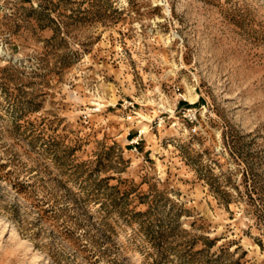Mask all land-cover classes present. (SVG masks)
Masks as SVG:
<instances>
[{
  "label": "rangeland",
  "instance_id": "374dc122",
  "mask_svg": "<svg viewBox=\"0 0 264 264\" xmlns=\"http://www.w3.org/2000/svg\"><path fill=\"white\" fill-rule=\"evenodd\" d=\"M0 264H264V0H0Z\"/></svg>",
  "mask_w": 264,
  "mask_h": 264
},
{
  "label": "bare ground",
  "instance_id": "6f19581e",
  "mask_svg": "<svg viewBox=\"0 0 264 264\" xmlns=\"http://www.w3.org/2000/svg\"><path fill=\"white\" fill-rule=\"evenodd\" d=\"M191 99H194V97L191 96Z\"/></svg>",
  "mask_w": 264,
  "mask_h": 264
}]
</instances>
